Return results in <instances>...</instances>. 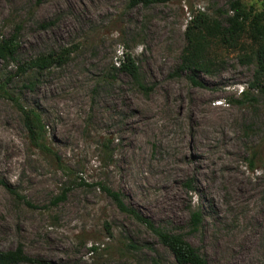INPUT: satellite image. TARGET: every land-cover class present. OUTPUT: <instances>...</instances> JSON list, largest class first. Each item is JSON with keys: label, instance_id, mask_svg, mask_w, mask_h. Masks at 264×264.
I'll list each match as a JSON object with an SVG mask.
<instances>
[{"label": "rangeland", "instance_id": "obj_1", "mask_svg": "<svg viewBox=\"0 0 264 264\" xmlns=\"http://www.w3.org/2000/svg\"><path fill=\"white\" fill-rule=\"evenodd\" d=\"M235 1L0 0V40L17 36L20 47L18 61L0 59V182L9 187L0 183V251L22 247L33 259L66 264H151L156 255L178 264L103 183L211 264H264V93L251 86L252 41L214 40L211 73H194L202 85L179 71L192 18L226 20ZM240 1L264 11V0ZM49 53L67 57L20 73ZM128 54L143 88L120 69ZM244 90L253 102H238ZM20 105L41 114L47 149L31 143ZM212 115L215 123L204 124ZM12 142L18 152L8 168ZM197 209L203 223L192 231Z\"/></svg>", "mask_w": 264, "mask_h": 264}, {"label": "trees", "instance_id": "obj_2", "mask_svg": "<svg viewBox=\"0 0 264 264\" xmlns=\"http://www.w3.org/2000/svg\"><path fill=\"white\" fill-rule=\"evenodd\" d=\"M42 1V0H38ZM170 0H130V7L139 5L148 7L153 4L167 3ZM232 7L236 10L233 16L222 18H210L205 16H194L190 25L187 27L186 36L188 45L182 52L181 64L179 71L189 72L190 79L195 85H202L196 80L194 73L198 70L211 73L214 65L211 46L214 40L222 43L237 46L241 41V37L247 34L252 41L251 57L256 61V70L254 80L251 83L252 88H257L264 93V11L258 12L247 9L240 0L235 1ZM53 25V22L44 24V28ZM247 32V33H246ZM19 41L17 36L4 38L0 40V59L18 61L19 57ZM67 55L63 54H41L20 66V73L28 71L43 72L54 64H61L65 61ZM249 59V57L245 56ZM121 71L129 75L137 85L143 88L142 76L140 68L136 61L129 54L120 66ZM254 96L249 90L241 93L239 103L245 104L253 102ZM23 115L25 127L29 133L31 143L40 149H47L45 141L47 139L46 125L43 122L41 114L24 106H19ZM110 143H112L110 141ZM103 162L110 163L114 157L113 151L110 150L109 142H106L103 148ZM9 188L5 182H0ZM102 191L105 192L116 203L119 210L125 214L133 216L139 223L149 229L159 242L166 247L173 255L178 264H211L201 252L185 239L181 233L170 232L163 227L157 225L151 219L141 215L136 209L128 205L124 199L123 193L113 188L99 183ZM66 198V192L58 196L54 202L59 203ZM203 223V213L197 209L193 210L190 215L189 227L192 231H198ZM93 249H96L94 247ZM20 262H40L45 264H66L54 263L49 261H40L33 259L25 254L22 247L16 250L0 251V264H18ZM151 264H162L161 258L157 255L151 257Z\"/></svg>", "mask_w": 264, "mask_h": 264}, {"label": "bare ground", "instance_id": "obj_3", "mask_svg": "<svg viewBox=\"0 0 264 264\" xmlns=\"http://www.w3.org/2000/svg\"><path fill=\"white\" fill-rule=\"evenodd\" d=\"M215 116L214 115H212V116H207V117H205V118H203V123L204 124H214L215 123ZM191 120L194 122V121H202L200 118H199V116H197L195 113H192L191 114ZM209 129L210 128H207L206 129V132L207 131H209ZM2 137L0 136V139H1ZM185 137L183 136V139H184ZM4 140H7V139H4ZM192 140V139H191ZM8 141V140H7ZM9 142H11V141H9ZM190 142V141H189ZM196 142H197V140H195L194 141V139H193V145L194 144H196ZM185 143V142H184ZM9 144V143H8ZM16 143H14V142H12L10 145H8V148H7V154H6V156L8 157V158H10L11 156V159H10V161H9V163L7 164V167L8 168H10L12 165H13V162H14V156L17 154V150H16ZM199 147H200V145H199ZM192 153H193V151H192ZM183 155H185V151L183 150ZM195 164H196V162L195 161H193ZM227 179H229V177L227 176ZM239 183H241L242 185H243V182H242V179H241V181H240V178L239 177H237V178H235L234 180H233V189L238 193V194H241V193H243V189H240L239 188Z\"/></svg>", "mask_w": 264, "mask_h": 264}]
</instances>
